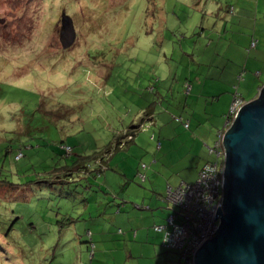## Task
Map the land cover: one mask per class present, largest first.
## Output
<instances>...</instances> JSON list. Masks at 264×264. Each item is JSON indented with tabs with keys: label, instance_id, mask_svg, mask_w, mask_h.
Returning <instances> with one entry per match:
<instances>
[{
	"label": "rangeland",
	"instance_id": "374dc122",
	"mask_svg": "<svg viewBox=\"0 0 264 264\" xmlns=\"http://www.w3.org/2000/svg\"><path fill=\"white\" fill-rule=\"evenodd\" d=\"M62 10L76 35L69 48L59 41ZM0 20V264H155L152 246L133 243V227L121 228L112 217L116 204L100 206V213L111 214L89 218L103 197L98 187L120 193V214H126V202L141 203L150 189L135 172L142 159L136 154L157 152L168 168L215 160L207 146L223 129L232 93L250 102L262 88L264 0H0ZM163 35L168 40L159 44ZM185 80L205 86L203 95L192 91L183 109ZM223 90L212 105L211 95ZM157 92L166 101L158 102L157 121L134 136L136 156L124 158L126 146L116 150L107 161L108 180L91 178V191L84 182H60L59 168L78 150L110 143L113 131L135 121L137 109ZM181 115L191 128L174 120ZM77 130H83L80 144ZM19 150L24 155L16 161ZM133 208L129 213H139ZM69 214L79 220L57 226ZM92 221L100 226L90 227ZM103 227L116 235L106 239L102 254L94 255V247L90 255L85 232L100 248ZM163 253L170 256L165 264H178L176 250Z\"/></svg>",
	"mask_w": 264,
	"mask_h": 264
},
{
	"label": "water",
	"instance_id": "95a60500",
	"mask_svg": "<svg viewBox=\"0 0 264 264\" xmlns=\"http://www.w3.org/2000/svg\"><path fill=\"white\" fill-rule=\"evenodd\" d=\"M59 24L60 45L69 48L76 35L66 12ZM222 134L223 209L214 215L220 224L195 251L193 264H264V85Z\"/></svg>",
	"mask_w": 264,
	"mask_h": 264
},
{
	"label": "built area",
	"instance_id": "2783aa9c",
	"mask_svg": "<svg viewBox=\"0 0 264 264\" xmlns=\"http://www.w3.org/2000/svg\"><path fill=\"white\" fill-rule=\"evenodd\" d=\"M254 46V43H252ZM235 94L229 107L225 125L235 117L239 107L245 103L244 99ZM219 133L215 147L209 151L217 158L215 163L204 164L199 170L193 184H180L173 189L168 187L166 200L178 206L179 211L167 217L163 226H153V230L161 233L162 244L168 248L177 249L180 253L181 264H193L195 251L207 239L209 240L220 224V216L214 220L217 208L223 209V173L224 148L222 134ZM70 148L66 147L65 152ZM18 154L16 158H20Z\"/></svg>",
	"mask_w": 264,
	"mask_h": 264
},
{
	"label": "crops",
	"instance_id": "0c3cea01",
	"mask_svg": "<svg viewBox=\"0 0 264 264\" xmlns=\"http://www.w3.org/2000/svg\"><path fill=\"white\" fill-rule=\"evenodd\" d=\"M253 40L256 41V45L254 46V48H257L258 40H256V39H251L250 46H251V42ZM251 47H253V46H251ZM181 51L183 53L185 52L183 50V48H181ZM251 67L253 68L252 65H251ZM254 69L257 70V68H254ZM255 75L259 76V75H261V72H256ZM205 82H207V80ZM199 83L193 84L190 87L191 91H190V94L188 95V99L186 97H184V101H185L184 109H186V102H188L193 90L196 92L197 95H203V89H204L205 83H200V84ZM263 83H264V81H263ZM199 87H202L201 91L198 89ZM222 93H227V90H223L222 92H215V93H213V95H215V94L219 95ZM177 101L180 102L179 99ZM191 101H193V99ZM219 102H220V99H216V102H213L212 105L219 104ZM226 102L227 101L225 100V103ZM221 111H223V108ZM222 113H225V111ZM136 114L138 115V114H140V112L138 111ZM138 116H140V115H138ZM156 121L157 120H155V122ZM133 124H135L134 120H133ZM144 124L142 125V127L144 126ZM188 124H189L188 128H191L190 122H188ZM142 127H141V129L143 130L144 127L143 128ZM139 131L140 130L135 132V135L137 133H139ZM161 131L159 132L160 134H161ZM73 136L75 137L76 140H78L77 141L78 144H80V142H81L80 136L81 135L79 136L78 132H77L76 134L73 133ZM134 141H135V137H134L133 141L126 143L124 145V146H126V148H125L126 150H125V153L123 156H124V158L125 157L129 158V156L131 157V156L137 155V156H139V159L142 158L140 163L143 162L147 166L146 169L143 170L142 172L146 175L145 181H148V184L150 185L149 186L150 189L144 190V196H142V198H141V203H138V204H134V201L136 199L134 200L133 197L131 199H129V197L126 195L130 201V202L129 201L126 202L125 207H127V209H126L127 213L126 214H120V210H122L121 205H120V207H118L119 208L118 214L112 215V217L114 218V220L121 223V228L122 227L127 228V230H128L130 227H133L132 235H128L129 239L134 238L133 243H138V244L141 243L142 245H144V244L148 245L149 244L150 246H152L150 248L151 256L149 258L157 257V259L155 260V264H165V262L169 261L168 258L170 256L168 253H163L164 247H162V242H161L162 235H161V233L154 231L152 228V226L154 224H161L164 221L163 218L165 216H167V214H168V209L166 207H164V205H165L164 204L165 202L163 201L164 191L167 187L173 188L174 185L183 184L184 181L189 182V183H193V181H195V179H196V176L198 173V168L201 167L204 163L203 164H199V163L193 164L194 161L192 162L189 160V162H187V164L186 163L185 164L179 163V164L171 165L170 168H168L167 166L164 165V163H163L164 161L162 162V158L160 157V154L156 155L157 152H154L151 154L149 152L144 151L140 155H138V154L134 155L133 151H132L133 149L130 146L134 143ZM134 145H135V143H134ZM159 146L161 147L160 149L162 150L163 142H159L158 147ZM79 151H81V150H78V152ZM145 154H147V155L145 156ZM108 159L106 160V162L108 161ZM136 165H137V167H136L135 172L137 174V170L139 168V163H137ZM107 167H108V165H107ZM106 172L104 175L101 176L104 178L105 182L108 180V174H109ZM126 177H128V176H126ZM154 178H155V180H153ZM88 181L91 182V179L89 178ZM128 189H129V187H128ZM106 191H109L112 194L115 193V192L110 191L108 189H106ZM126 196L123 195V198H126ZM136 201H138V200H136ZM117 203H118V200L116 199L115 204H117ZM98 204H100V203H97V205ZM124 204H125V199H124ZM134 205H135V207H137V209H140L139 213H137V214L134 212L129 213L131 211V209H134L133 208ZM89 206H90V204L88 205V207ZM108 214H111V213H107V212L105 213L106 216ZM121 215H123V216H121ZM106 220H107V218H106ZM107 223H108V220H107ZM95 225L100 226L99 223H95L93 226H95ZM104 227H105V225H104ZM104 227L99 229L98 232H100V233H97V235L100 236V239L98 242L100 244V248H98L96 245H94V247L97 248V251L94 252V255L96 253L102 254L103 250L101 248H102L103 244L106 242V239L113 240V237L116 235L112 231V229L107 230L108 228L107 227L104 228ZM93 230H94V232L96 231V229H93ZM115 231H117V229ZM161 248H163V249H161Z\"/></svg>",
	"mask_w": 264,
	"mask_h": 264
},
{
	"label": "trees",
	"instance_id": "16d2710c",
	"mask_svg": "<svg viewBox=\"0 0 264 264\" xmlns=\"http://www.w3.org/2000/svg\"><path fill=\"white\" fill-rule=\"evenodd\" d=\"M163 10L164 9H162V8H160V10H159V13L162 11V14L161 15H163ZM62 11H61V13H62ZM164 23H165L164 20H160L159 21L160 26L158 28V31L161 32V33H162V30H164V28H163ZM166 40H168L167 37L165 35H163V36H161L159 38L158 41H159V44H160L162 42H165ZM252 43H254V46L256 45V41L255 40H253L251 42V46H252ZM262 85H264V83L261 84V86ZM190 87L191 86H190L189 81L188 80H185L184 81V85H183V89L184 88L186 89V96H185L186 98H188L187 95L190 94V91H191ZM155 89H156L155 87H150V90H155ZM235 94L236 93H232V98H233V96ZM155 95L157 96L155 98V100L146 101L145 102L146 103V106L145 107L144 106H141V107H139L137 109V112L139 111L141 115L138 118H136V120L134 121L135 124H133V120H131L126 125L125 124H122L121 125V128L117 132L116 131H113L112 141L110 143L104 145L103 147H101V149H99L98 147L89 148V150H87L86 148H82L81 151H79L77 154H75V158L71 161V163H67V164L63 165L62 167H60L59 168V171H58L59 174L57 173L58 176H59V178H62L60 180V182L61 183H67V182L69 183L70 181H74V180H76L78 183L79 182H84L85 183V185H84L85 190L87 192L88 191H91V187H93L94 185L93 184L91 185V182H89L88 179L89 178L91 179V178H99V177H101L104 174L103 172L106 171V169L108 168L107 167L106 160L109 157H111L113 155V153L116 152V150H119V148L123 147L126 143H129V142L133 141L134 136H135V132H137L138 130H140V128L142 127V125L144 123L145 124L148 123L149 125H151L155 120H157V115L158 114L156 113V109H157V106H158V102L162 105V102L159 101L160 98H162V99H164V101H166V97L167 96L166 97L165 96H161V95H159L158 92L155 93ZM219 95L218 94L212 95V98L214 100H216V99L219 98ZM241 99H243V98H241ZM181 103H182V101L180 100V102H178V107H180ZM230 104H231V101H230V103H229V105L227 107L226 112L221 114V117L223 119L224 125H225V121L228 119L227 116H228V113H229L228 110H229ZM183 106L185 107V101H184ZM186 107H187V102H186ZM173 118H174V120H176V121H178L180 123L182 122V124L184 125V128L188 129V127H189V124H188L189 120H183L182 115L179 116V117H173ZM223 130H224V126H223V129L221 128V129H219L217 131V135L219 136V133L222 132ZM82 131L83 130H77L78 133L79 132H82ZM151 137L154 138V135H151ZM215 143H216V141L213 143V145H212L213 147L207 146L208 147V150H210L211 148H214L215 147L214 146ZM60 145H61V148L63 150H65L66 147H69L70 148V151L69 152H66V155H71L72 147H70L64 141H62L60 143ZM19 153L22 154V152L20 150H19L18 153H16V155H15V160L16 161H18L24 155V154H22L20 156V158H16ZM210 153L211 154H214L213 152H210ZM214 156H215V154H214ZM214 158H215V160H213V161L207 160L204 164H207V163H215L217 161V158H216V156ZM146 167L147 166H146L145 163H143V162L140 163L139 162V168L137 170V176H138V179H140L142 181H145L146 180V175L142 172L143 170L146 169ZM201 167L198 168V173H199V171H200L199 169ZM55 169H58V168H52L51 170H55ZM198 173H197V176H198ZM197 176H196V178H197ZM128 182H129V179L126 178V184H128ZM184 183H186V184H193V183H195V181H193V183H189V182H185L184 181ZM98 188H99V191L101 193H103V195H102L103 197L100 198L102 201L100 200L99 202L97 201L96 203H94L97 206V207L94 206V207H96L95 209H96L97 212L95 214H90V217L89 218L91 220H92V218H99L100 216H102V215H104L106 213V210L104 211V214L99 212L100 211V206L102 207L103 205H106V208H107L108 203L109 204H115V200L116 199L118 200V203L116 204L117 205L116 206L117 211H119V208L118 207H120V205L121 206L124 205V199L122 200L121 196H119L120 193L115 192L114 194H112L109 191L102 190L100 187H98ZM167 188L165 189L164 194H163L164 195L163 201L165 202L164 203L165 204L164 207H166L168 209V214H167V216H165L163 218L164 221L161 224H154L153 226H155V225L156 226H163L164 224H166V221H167V217L168 216H170L172 214H176L179 211L178 206H175L174 204L172 205L171 203H169L166 200V196H167L166 195V191H167ZM110 202H112V203H110ZM97 203H100V204L97 205ZM68 204L69 203H67L66 205L64 204V209H65L64 211H67L66 213H68V210H67ZM85 204H87V207H88V205L90 204L89 203V200H87L84 203V205ZM62 220H64V223L59 222V220L57 219V226H59L61 228L62 227H65V226L68 227L69 224H71V223H76L79 220V218L78 217H72V215L69 214V215L64 216L62 218ZM95 223H100V221H92V223L90 224V227L93 228V225ZM117 231H118V233H122L123 232L120 228H117ZM85 233L89 237V240H90L89 242L87 241L86 244H87V248L88 249L91 248L90 249V255H91L92 254V249L94 248V245L95 244H92L91 243L90 236L92 234L88 230H86ZM162 247H164V249H166L167 252L169 250H171V251L172 250L173 251L176 250L177 253H178V256H179L178 264H181L182 260L180 259V253H179V251L177 249L168 248L166 246V244H164V243L162 244Z\"/></svg>",
	"mask_w": 264,
	"mask_h": 264
},
{
	"label": "bare ground",
	"instance_id": "6f19581e",
	"mask_svg": "<svg viewBox=\"0 0 264 264\" xmlns=\"http://www.w3.org/2000/svg\"><path fill=\"white\" fill-rule=\"evenodd\" d=\"M223 131H224V130H223ZM223 131H222V132H223Z\"/></svg>",
	"mask_w": 264,
	"mask_h": 264
}]
</instances>
